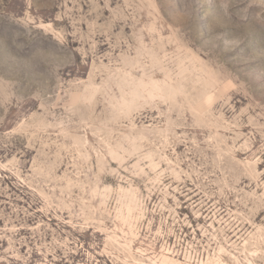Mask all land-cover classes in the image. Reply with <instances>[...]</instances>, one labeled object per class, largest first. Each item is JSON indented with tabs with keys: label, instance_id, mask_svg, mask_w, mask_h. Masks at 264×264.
<instances>
[{
	"label": "rangeland",
	"instance_id": "rangeland-1",
	"mask_svg": "<svg viewBox=\"0 0 264 264\" xmlns=\"http://www.w3.org/2000/svg\"><path fill=\"white\" fill-rule=\"evenodd\" d=\"M0 264H264V0H0Z\"/></svg>",
	"mask_w": 264,
	"mask_h": 264
}]
</instances>
